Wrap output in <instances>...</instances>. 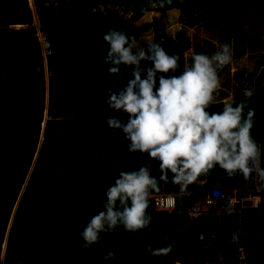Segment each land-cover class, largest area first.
<instances>
[{
    "label": "trees",
    "instance_id": "obj_1",
    "mask_svg": "<svg viewBox=\"0 0 264 264\" xmlns=\"http://www.w3.org/2000/svg\"><path fill=\"white\" fill-rule=\"evenodd\" d=\"M52 1L0 0V264H264L263 144L250 190L255 207L237 200L232 210L188 217L183 205L195 202L208 184L233 187L236 174L226 176L216 167L194 192L176 197L170 210H153L149 199V227L129 233L118 225L87 248L80 237L86 221L102 210L119 171L150 165L153 176L161 175L157 161L129 154L123 133L104 123L128 119L106 111L105 101L109 89L119 92L131 79V68L108 74L105 32L123 31L133 51L166 46L169 55L180 56L172 74L191 66L194 54L228 45V63L245 54L256 58L253 81L259 86L264 0H193L207 17L192 31L188 51L174 43L169 27L183 21L182 0H55L56 10ZM34 19L52 46L44 55L30 27ZM243 97L240 90L232 96ZM180 191L169 173L153 193ZM170 232L177 234L174 241ZM168 246L170 253L158 251Z\"/></svg>",
    "mask_w": 264,
    "mask_h": 264
},
{
    "label": "clouds",
    "instance_id": "obj_2",
    "mask_svg": "<svg viewBox=\"0 0 264 264\" xmlns=\"http://www.w3.org/2000/svg\"><path fill=\"white\" fill-rule=\"evenodd\" d=\"M102 39L108 45L103 60L108 74L131 68L126 86L119 92L109 89L105 101L106 111L122 113L128 119L114 117L104 123L110 131L123 133L129 154L139 152L157 161L161 175L159 180L153 176L150 165L119 171L106 188L102 210L86 221L80 233L85 248L118 225L129 233L149 227L151 217L146 213L151 193L159 191L160 181L167 180L169 173L172 183L181 188L216 167L226 176L240 174L248 180L261 154L251 134L254 109L245 115V102L235 106L228 102L220 112L210 110L220 84L214 64L228 63V45L211 57L194 54L191 66L172 74L179 68L180 56L169 55L163 46L153 43L133 51L128 35L115 28ZM259 176L264 180V170ZM158 251L168 254L171 246Z\"/></svg>",
    "mask_w": 264,
    "mask_h": 264
},
{
    "label": "rangeland",
    "instance_id": "obj_3",
    "mask_svg": "<svg viewBox=\"0 0 264 264\" xmlns=\"http://www.w3.org/2000/svg\"><path fill=\"white\" fill-rule=\"evenodd\" d=\"M180 14L181 18H183L182 22H174L169 23V27L173 28L174 33V43L183 48L184 51H188L191 48L192 45V31L196 26L199 25L201 21L206 19L207 14L195 7L193 5V0H182L181 6H180ZM176 19V17H175ZM33 26V25H32ZM149 35V34H148ZM145 43H148L150 39L147 37H140ZM164 50L169 54L168 48L166 46H163ZM215 53H218L217 50L212 51L211 48H208L207 51H205L203 54L208 55L209 57L213 56ZM256 58L252 57L250 54H245L238 58L236 62H229L227 65V69H221V71L218 73V70L221 68L222 65H215L217 68V75L219 79V87L216 92H224L225 93V103L232 102L233 106L240 102H245L246 107L244 109L245 115L249 111V109H254L255 114L254 118H257L258 116L263 115L264 113V83L255 86L254 84V76L255 73L258 71L257 65L255 63ZM224 80H227L228 83L224 84ZM223 83V84H222ZM233 85V86H232ZM240 90L244 93V97L242 99H245L242 101V99L238 100L236 103H234L236 100L232 98V96H235L237 90ZM251 93V96H247V93ZM216 93L214 94V99L217 98ZM87 109L91 108V103L87 102ZM252 132V129H251ZM191 185H189L186 188H181L183 194L187 191H193V188H190ZM231 188V191H229V194L238 195V198H253L252 191L250 192L249 189H233L234 187H228ZM182 194V197H183ZM184 198V197H183ZM177 237V234L175 232L169 233V239L175 240Z\"/></svg>",
    "mask_w": 264,
    "mask_h": 264
},
{
    "label": "built area",
    "instance_id": "obj_4",
    "mask_svg": "<svg viewBox=\"0 0 264 264\" xmlns=\"http://www.w3.org/2000/svg\"><path fill=\"white\" fill-rule=\"evenodd\" d=\"M54 10L57 8L56 1H52L50 4ZM36 29L37 40L40 44L42 54L44 55L46 52L52 51V46L48 39L46 38V34L40 30L38 27L30 26ZM248 180H244L242 175L236 174V179L233 185V189H243V185H247ZM248 189V188H245ZM231 188H228L224 185H216V184H208L205 188L204 194L199 196L195 202L190 205H183V209L188 215V217L192 218L201 213H219L227 210H232L233 205L237 202L238 195L229 194ZM176 197L180 200L179 193L173 192H156L151 193L150 203L152 205L153 210H170L175 206ZM243 200H251V206H256L258 199L253 196V198H243ZM238 254L240 257H243L245 254V250L243 247H239Z\"/></svg>",
    "mask_w": 264,
    "mask_h": 264
},
{
    "label": "crops",
    "instance_id": "obj_5",
    "mask_svg": "<svg viewBox=\"0 0 264 264\" xmlns=\"http://www.w3.org/2000/svg\"><path fill=\"white\" fill-rule=\"evenodd\" d=\"M218 73H219V71H218ZM215 96L217 98H215L213 100L212 105H210V110L211 111H215V112H220L222 110L223 105L225 104V101H224L225 98H224V95L221 94V92H216ZM244 100L245 99H242V101H244ZM237 101L238 100H236L234 103H236ZM253 120H254V124H253V127H252L251 134L254 137V139L257 141L258 144H263L262 152L264 153V141H263V137H264V113H263V115L258 116L257 118L253 117ZM254 171H255V168H254ZM211 184H213V183H211ZM195 186L197 187L196 184H192L190 188H193V191H195ZM180 194L181 195L183 194L182 190L179 192V195ZM189 194H188V196H189ZM240 198H241V201H242V197H240ZM171 233H173V232H171ZM171 241H173V240H171Z\"/></svg>",
    "mask_w": 264,
    "mask_h": 264
},
{
    "label": "water",
    "instance_id": "obj_6",
    "mask_svg": "<svg viewBox=\"0 0 264 264\" xmlns=\"http://www.w3.org/2000/svg\"><path fill=\"white\" fill-rule=\"evenodd\" d=\"M33 26L38 27L36 19H34ZM41 104H42V106L44 105L43 102ZM205 180H206V176L203 175L200 178H198L197 182H195L193 184L200 185L201 183L205 182ZM254 187H255V181H254V172H253L252 176L247 181V185H243L242 188L243 189L248 188L249 190H251V189H254ZM242 203L245 206H251V204H252L251 200H243ZM242 262H243V260H241V263Z\"/></svg>",
    "mask_w": 264,
    "mask_h": 264
}]
</instances>
